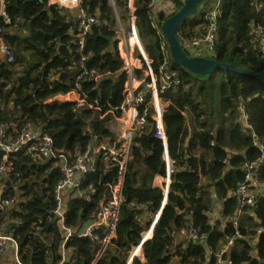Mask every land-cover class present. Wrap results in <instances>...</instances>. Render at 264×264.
Returning a JSON list of instances; mask_svg holds the SVG:
<instances>
[{"label": "trees", "instance_id": "16d2710c", "mask_svg": "<svg viewBox=\"0 0 264 264\" xmlns=\"http://www.w3.org/2000/svg\"><path fill=\"white\" fill-rule=\"evenodd\" d=\"M6 1L12 19L20 20L17 28L0 21L4 27L2 36L14 51L13 62L0 58V123L14 121L20 125L30 119L52 136L58 151L66 153L79 147L86 149L94 136L113 137L108 127L110 116L100 118L95 110L74 109V102H58L66 99L61 96L48 102L73 89L80 70L74 65L81 54L74 42L79 27L72 12L50 5L47 0ZM116 1L125 4L124 0ZM259 1L262 2L259 9L254 0L223 1L215 57L264 75V52L253 40L255 26L264 27V0ZM148 2L136 0V23L143 45L153 59V67L158 70L163 55ZM174 4V10L159 15L158 24L175 14L184 2L174 0ZM83 6L89 12L108 11L113 20V7L108 0H83ZM210 8L206 6L188 17L179 26L178 36L197 34L196 28ZM156 47L161 51L159 54H156ZM82 52L89 55L87 65L101 75L98 80L82 79L84 88L102 103L121 104L126 76L113 30L107 26L95 27L86 35ZM168 55L182 82L165 93L169 104L164 121L169 155L174 161L166 204L163 206V189L154 186L158 174V179L167 174L164 145L152 129H147L135 139L128 161L123 183L125 200L120 207L114 239L117 247L108 246L97 264H126L130 250L140 242L142 232L150 227L153 219L146 217L144 211L136 210L132 202L147 203L153 214L162 210L153 237L143 245L146 261L135 258L133 264H200L205 260L206 246L186 237L190 226L201 227L207 234L208 247L218 250L234 233V228L230 223L221 230L220 222L209 223L207 211L213 206V195L215 193L223 201L222 214L232 216L237 199L229 192L242 179L241 166L261 155L252 135L242 127L239 103L245 102L254 130L264 139V83L222 69L208 75L192 73L173 60L169 44ZM57 68H61L59 80L51 87L50 73ZM227 148L232 151L230 155ZM225 158L228 164L224 163ZM18 159L17 171L7 177L6 188L20 194L13 216L21 259L25 264H47V257L52 256L53 261L58 262L61 231L57 223L39 228L34 224L38 217L53 209L54 186L60 171L54 161L33 163L25 153H19ZM185 165L191 170H183ZM229 166L231 168L227 169ZM260 176L264 181V163ZM117 179V167L105 162L95 173H89L86 182H93L98 193L90 202L74 197L69 200L71 222L86 221L98 208L100 200L109 197L107 183ZM239 220L243 237L230 247L228 257L234 264H258L259 261L264 264V232L257 241L258 256H248L249 249L253 248L250 245L252 236L259 226L264 227V196L253 212L244 213ZM69 246L72 251L62 264H90L100 243L75 237ZM207 264H217L216 258L212 256Z\"/></svg>", "mask_w": 264, "mask_h": 264}, {"label": "built area", "instance_id": "2783aa9c", "mask_svg": "<svg viewBox=\"0 0 264 264\" xmlns=\"http://www.w3.org/2000/svg\"><path fill=\"white\" fill-rule=\"evenodd\" d=\"M47 1L50 5L70 10L76 18L79 31L75 35L74 42L81 54L74 62V65L79 66L80 70L73 89L66 94H58L50 98L48 102H53L54 98L61 96L66 99L58 102H74V109L95 110L100 118L110 116L108 127L114 136H105L101 139L94 136L86 149L79 147L72 153H66L58 151L52 136L44 132L41 126L30 119L20 125L14 121L0 123V264L4 262L9 253L14 255L15 264H25L20 256V244L15 236L16 220L13 216V211L20 201V194L9 192L6 188L7 177L17 171L19 153H25L33 163L54 161L61 174L54 186L53 209L45 216L38 217L34 224L39 228L41 225L57 223L61 231V238L58 242L60 259L55 262L52 256H49L46 259L47 264L64 263L72 251L69 242L75 237L89 238L100 243L90 263L97 264L108 246L117 247L114 239L117 236L120 207L125 200L123 183L128 161L132 157L135 139L147 129H152L155 137L162 140L164 145L167 174L166 176L161 175L160 181L158 180L160 174H158L155 177L154 186L163 189L165 196L163 206L167 201L174 161L169 155L168 136L164 121V112L169 104V100L165 98V93L170 88L180 85L182 79L180 73L171 65L168 55V42L161 29L163 23L158 24L157 19L160 14L166 15L169 11L174 10L175 4L174 0H149L148 2L152 25L160 39L163 55L159 69L155 70L153 59L147 53L139 35L136 23V0H124L123 8H126L127 20L122 15V5L116 0H108L109 5L113 7V20L109 18L108 11L89 12L83 6V0ZM181 1L185 2L186 0ZM254 1L257 9L262 7V2ZM222 3L218 0L214 6L205 12L204 21L196 28L197 34H179L181 45L189 56L210 58L205 56V52H209L212 58H216L218 21ZM6 4V0H0V21L17 28L20 18L13 20ZM102 26H107L113 30L118 53L123 59V70L126 77L123 101L119 105H114L110 101L102 103L98 97H92L89 90H86L81 83L84 78L98 80L101 77L95 68H90L87 65L89 55L82 51L85 47L86 35L95 27ZM3 32L4 27L0 25V50L4 59L13 62V47L3 38ZM253 33L255 46L264 52V27L255 26ZM60 69L51 71V87L59 80ZM239 111L242 127L252 135L254 144L261 150V155L253 160L245 161L241 166L242 179L229 192L230 196L237 199V206L232 216L222 214L223 201L218 199L215 193L213 195V206L207 211L209 223L214 225L220 222L221 230H224L230 223L234 228V233L226 238L220 248L215 251L212 247H208L207 234L202 231L201 227L190 226L186 237L195 242L201 241L206 246L205 260L200 264H207L212 256L216 258L217 264H234V261L228 257V252L235 241L243 237L240 232L239 217L246 212H253L259 199L264 196V181L260 176L261 165L264 163V139L254 130L243 100L239 103ZM212 144H214L213 141ZM227 152L229 155L232 153L228 148ZM103 162L118 169L117 181L107 183L110 191L109 197L100 200L98 208L91 212L86 221L79 219L72 223L68 213L69 200L74 197L87 202L92 201L98 193V187L93 182L87 183L86 178L89 173H95ZM228 162V158H225L224 163L228 164ZM229 168L231 167L229 166L227 169ZM183 170L191 169L185 165ZM17 174L19 173L17 172ZM131 205L138 211H144L146 217L152 218L153 221L150 227L142 232L140 242L130 250L126 264H133L135 258L146 261L143 245L153 237L154 228L162 212L160 209L153 214L152 210L148 209L147 203L132 202ZM83 227L85 230H82ZM263 232L264 227L259 226L257 233L254 237L252 236L250 245L253 248L248 251L249 257L258 256L257 241ZM258 264L262 263L259 261Z\"/></svg>", "mask_w": 264, "mask_h": 264}, {"label": "water", "instance_id": "95a60500", "mask_svg": "<svg viewBox=\"0 0 264 264\" xmlns=\"http://www.w3.org/2000/svg\"><path fill=\"white\" fill-rule=\"evenodd\" d=\"M202 1L203 0H186L183 6L175 14L167 18L162 24L161 29L169 44L173 60L187 68L192 73L198 75H208L217 69H222L248 75L264 83V75L261 73L239 67L235 64L219 61L217 58L189 56L186 53L178 37V28L188 17L198 13V7ZM82 230H85V227H83Z\"/></svg>", "mask_w": 264, "mask_h": 264}, {"label": "rangeland", "instance_id": "374dc122", "mask_svg": "<svg viewBox=\"0 0 264 264\" xmlns=\"http://www.w3.org/2000/svg\"><path fill=\"white\" fill-rule=\"evenodd\" d=\"M218 0H205L203 1L200 5H199V9H198V12H201L203 10V8L206 6L209 7V6H214L216 3H217ZM221 2H223L224 0H220ZM123 8V6H122ZM122 15L123 17L125 18V20H127L128 18V15L123 11L122 12ZM12 30V29H11ZM156 51V54H159L161 51L159 50V47H156L155 49ZM205 56H209L210 58H212L211 54L209 52H205ZM111 126V125H110ZM113 126V124H112ZM116 126V125H114ZM177 260V259H175ZM2 264H15V258H14V255L12 253H9L7 254L4 262Z\"/></svg>", "mask_w": 264, "mask_h": 264}, {"label": "crops", "instance_id": "0c3cea01", "mask_svg": "<svg viewBox=\"0 0 264 264\" xmlns=\"http://www.w3.org/2000/svg\"><path fill=\"white\" fill-rule=\"evenodd\" d=\"M123 6V5H122ZM124 9L125 8H123V11H124ZM0 44H1V42H0ZM0 48H1V45H0ZM0 58H2V59H4V57H3V54L1 53V50H0ZM159 181L161 180V179H158ZM220 204V203H219Z\"/></svg>", "mask_w": 264, "mask_h": 264}, {"label": "bare ground", "instance_id": "6f19581e", "mask_svg": "<svg viewBox=\"0 0 264 264\" xmlns=\"http://www.w3.org/2000/svg\"><path fill=\"white\" fill-rule=\"evenodd\" d=\"M160 179H162V178H160Z\"/></svg>", "mask_w": 264, "mask_h": 264}]
</instances>
